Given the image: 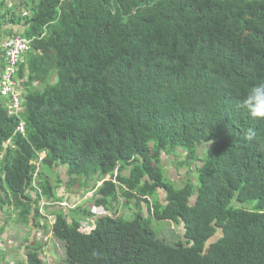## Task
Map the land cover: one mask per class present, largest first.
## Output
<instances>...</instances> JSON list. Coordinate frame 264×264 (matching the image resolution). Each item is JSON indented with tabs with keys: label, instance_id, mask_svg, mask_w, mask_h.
<instances>
[{
	"label": "trees",
	"instance_id": "1",
	"mask_svg": "<svg viewBox=\"0 0 264 264\" xmlns=\"http://www.w3.org/2000/svg\"><path fill=\"white\" fill-rule=\"evenodd\" d=\"M11 1L0 42L30 48L16 73L23 109L11 116L0 94V212L52 230L66 264H264V121L237 108L264 81V0ZM59 167L70 190L94 192L90 208H62ZM120 199L135 202L132 218ZM153 218L181 224L184 244L161 239ZM42 250L29 241L20 264H44Z\"/></svg>",
	"mask_w": 264,
	"mask_h": 264
},
{
	"label": "rangeland",
	"instance_id": "2",
	"mask_svg": "<svg viewBox=\"0 0 264 264\" xmlns=\"http://www.w3.org/2000/svg\"><path fill=\"white\" fill-rule=\"evenodd\" d=\"M57 82V80H56ZM21 91V90H19ZM204 152V150H203ZM174 157V158H173ZM176 158L174 155H167L163 157L162 163H164L168 168L166 171L171 175L172 179L179 178L180 180L183 176H180V170L173 167L172 161ZM39 165L38 160H34ZM40 167V166H39ZM44 171L52 173L50 168L42 166ZM179 175V176H178ZM168 177V175H166ZM65 179L68 180V177H62L61 174H53L52 180L53 183H60L59 193L60 197L64 199L65 203H69V207H62L61 203L55 204V207L64 208V209H73L78 206H86L89 208L92 206L90 203V199L93 197V191L89 192L87 190L84 191V188L80 190L78 186H75L73 189H69L65 184ZM59 180H64L59 182ZM163 191H159V196L161 200H164V195L161 193ZM63 202V203H64ZM120 204H118V214L127 219L132 218L133 211H137L134 203H132V208H125L123 206L124 200L120 199ZM256 203L247 204V205H239L242 208L254 209ZM41 207V213L44 215V218L41 221V226L47 224L48 227H52L55 223L56 217H54L50 213V208H53L54 205L49 203L47 200H41L39 203ZM146 215H148V210L145 207ZM92 212L99 216L102 214H106L107 212L101 208H93ZM18 212L12 211L9 215L0 212V260L2 264H20L25 260V249L27 243L30 241L32 243L34 240H37L43 244L42 250V260L44 264H66L67 261V247L66 244L60 240H58L53 234L52 230L44 231L42 228L34 229L32 227H28L26 225L21 224L17 220ZM95 219L86 218L81 221V231L84 233H90L95 228ZM152 228L155 233L163 240H165L169 244H184V228L181 224L169 222V221H158L156 219L151 220ZM5 227L3 233L2 229ZM217 237L211 240H216ZM210 243V242H209Z\"/></svg>",
	"mask_w": 264,
	"mask_h": 264
},
{
	"label": "built area",
	"instance_id": "3",
	"mask_svg": "<svg viewBox=\"0 0 264 264\" xmlns=\"http://www.w3.org/2000/svg\"><path fill=\"white\" fill-rule=\"evenodd\" d=\"M4 3L10 8L12 6L11 0H3ZM4 7H0V10ZM29 41L20 37L19 35L13 36L0 44V49L4 52L6 65L3 71L0 72V94L1 98L10 101L12 107L9 114L17 115L23 108L21 106V99L19 93L20 82L16 79L17 66L23 61V55L29 50ZM18 131L25 132L24 124L21 123ZM43 158V155L40 156ZM63 206H69V203H64Z\"/></svg>",
	"mask_w": 264,
	"mask_h": 264
},
{
	"label": "clouds",
	"instance_id": "4",
	"mask_svg": "<svg viewBox=\"0 0 264 264\" xmlns=\"http://www.w3.org/2000/svg\"><path fill=\"white\" fill-rule=\"evenodd\" d=\"M237 108L246 111L255 120L264 121V81L251 87L243 99L238 102ZM256 134L255 129L249 128L244 134L245 139L251 141L256 137Z\"/></svg>",
	"mask_w": 264,
	"mask_h": 264
},
{
	"label": "crops",
	"instance_id": "5",
	"mask_svg": "<svg viewBox=\"0 0 264 264\" xmlns=\"http://www.w3.org/2000/svg\"><path fill=\"white\" fill-rule=\"evenodd\" d=\"M3 0H0V7H1V2H2ZM4 9H5V7H4ZM19 30H21V28H19V27H16L15 28V31H19ZM7 38H5L3 41H1L0 42V44H2L5 40H6ZM0 72H1V70H0ZM164 156H167V155H163V157ZM174 158V157H173ZM177 158V157H176ZM162 165L164 166V168L165 169H167L168 167L164 164V163H162ZM67 168H63V167H59V168H57V174L58 173H62V177H66V175H67ZM170 177H171V175H170ZM172 178V177H171ZM99 185L101 184V182H99L98 183ZM89 192H92V190H90ZM94 193V192H93ZM161 193H163V192H161ZM142 206H146L145 204H142Z\"/></svg>",
	"mask_w": 264,
	"mask_h": 264
}]
</instances>
